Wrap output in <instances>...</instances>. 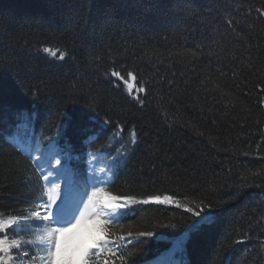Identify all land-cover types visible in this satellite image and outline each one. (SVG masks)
Returning a JSON list of instances; mask_svg holds the SVG:
<instances>
[{"label":"trees","instance_id":"obj_1","mask_svg":"<svg viewBox=\"0 0 264 264\" xmlns=\"http://www.w3.org/2000/svg\"><path fill=\"white\" fill-rule=\"evenodd\" d=\"M51 150L77 195L94 171L112 181L98 196L172 200L109 225V264H264V0H0V220L21 221L0 232L21 242L9 264L47 257L31 214ZM209 205L192 229L187 208Z\"/></svg>","mask_w":264,"mask_h":264},{"label":"snow or ice","instance_id":"obj_2","mask_svg":"<svg viewBox=\"0 0 264 264\" xmlns=\"http://www.w3.org/2000/svg\"><path fill=\"white\" fill-rule=\"evenodd\" d=\"M43 52L51 53L52 55H56L52 49L45 47L43 48ZM60 58L63 59L65 53H59ZM112 76L123 79L120 72H112ZM129 76L132 74L129 73ZM131 91V89H130ZM141 92L145 91L144 88L140 89ZM139 103L143 104V99L139 100ZM105 124L109 123V121H103ZM15 139V137H12ZM91 139V138H90ZM19 146V142L17 141ZM30 155V153H29ZM56 157H60V152L56 153ZM42 157H36L34 163L37 167V170L41 172L43 180L47 182H52L54 179L62 178L60 176L59 169H64L66 166V161L62 158H55V168L52 167L49 162V169L47 175L43 174V165L41 164ZM95 162V161H94ZM112 166L114 167L116 164V160L111 161ZM93 177H95L96 181L99 183H111V179L105 181L103 177L96 176L95 172L92 173ZM114 175V173H113ZM64 182L67 185L68 180L64 178ZM91 192H87L88 178H85V191L83 193L86 196V200L83 198L77 199V193L72 192L69 193L65 189H61L60 184H54L52 189L47 190V201L42 202L37 205V208L40 210L33 211L31 214V222H38L42 224L43 234L38 235L36 240L40 242V244L35 245V247L40 248L41 245L47 246V258L44 256L40 257V260L43 264H56L57 259L60 258L62 251L65 247V236L68 233H71L73 236V240L76 239V234L74 230L81 224V221L85 215V211L89 208H92L93 212L104 221V228L102 233L99 234V237L94 239L92 243H90L83 252V259L85 264H109L108 257H116V251H114V247L118 248L117 241L111 239L109 225H111L114 221L123 219L126 217L127 212L132 210V206L138 204H148L150 201L155 200L159 204H171L172 200L169 197H165L161 200L159 197H149L146 200H137L134 197L128 196L123 198H117L114 196H108L107 199L98 200V193L103 190L97 188L95 184L90 185ZM57 190H60V194H57ZM83 205L81 208L80 205ZM187 207V206H185ZM207 207H199L198 210H193V208H187V211L192 213L195 217L199 219L195 220L194 223L190 226L192 229L198 228L201 223H207L211 219V214L209 212V208ZM78 213V215H77ZM29 220L28 217L24 218V221L27 222ZM21 221L13 218H9L8 220H0V232H6L13 225H18ZM97 229L95 230V232ZM94 232V233H95ZM89 234L81 233L80 237L88 236ZM131 233L128 234L131 237ZM140 236H152L153 233L151 231L141 232ZM120 240H124L125 237H119ZM32 244V241L28 242ZM13 247H21V242L18 240H12L9 242L8 237L6 235L0 236V264H9V262L13 259L11 255H8L10 250ZM27 255V254H25ZM130 255V254H129ZM35 259V257H33ZM120 260H123L124 257L120 256ZM114 264V261H113Z\"/></svg>","mask_w":264,"mask_h":264},{"label":"clouds","instance_id":"obj_3","mask_svg":"<svg viewBox=\"0 0 264 264\" xmlns=\"http://www.w3.org/2000/svg\"><path fill=\"white\" fill-rule=\"evenodd\" d=\"M91 222L97 231L91 235L80 237V226L82 224ZM104 228V221L96 216L92 208L85 211V215L81 221V224L74 230L76 234V239L71 247L65 245L62 254L59 259H57L56 264H85L83 259L84 249L92 243V241L99 237Z\"/></svg>","mask_w":264,"mask_h":264},{"label":"rangeland","instance_id":"obj_4","mask_svg":"<svg viewBox=\"0 0 264 264\" xmlns=\"http://www.w3.org/2000/svg\"><path fill=\"white\" fill-rule=\"evenodd\" d=\"M28 149H29V148H28ZM59 194H60V192H59ZM77 199H80V198L77 197ZM83 199H84V197H83ZM80 207L82 208L83 205L81 204ZM77 215H78V213H77ZM72 241H73V236H72V234H71V233L66 234V236H65V245L67 246V244L72 243ZM179 247H181L180 244L177 245V248H179Z\"/></svg>","mask_w":264,"mask_h":264},{"label":"water","instance_id":"obj_5","mask_svg":"<svg viewBox=\"0 0 264 264\" xmlns=\"http://www.w3.org/2000/svg\"><path fill=\"white\" fill-rule=\"evenodd\" d=\"M1 254V253H0Z\"/></svg>","mask_w":264,"mask_h":264}]
</instances>
